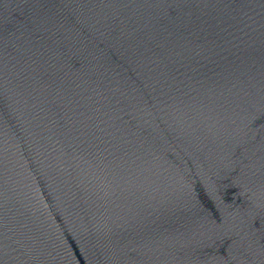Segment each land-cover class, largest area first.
Segmentation results:
<instances>
[{
	"label": "water",
	"instance_id": "1",
	"mask_svg": "<svg viewBox=\"0 0 264 264\" xmlns=\"http://www.w3.org/2000/svg\"><path fill=\"white\" fill-rule=\"evenodd\" d=\"M0 264H264V0H0Z\"/></svg>",
	"mask_w": 264,
	"mask_h": 264
}]
</instances>
